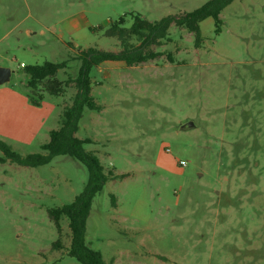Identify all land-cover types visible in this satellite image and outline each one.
I'll list each match as a JSON object with an SVG mask.
<instances>
[{"label":"rangeland","instance_id":"1","mask_svg":"<svg viewBox=\"0 0 264 264\" xmlns=\"http://www.w3.org/2000/svg\"><path fill=\"white\" fill-rule=\"evenodd\" d=\"M10 1L0 0V65L12 75L0 91L31 102L25 65L68 60L57 74L66 80L78 75L79 50L123 49L91 26L123 15L129 26L136 13L154 21L207 0ZM220 16L219 33L212 17L201 22L200 47L173 23L152 45L155 59L91 71L101 108L84 109L77 136L106 171L124 174L94 197L86 223L87 244L108 264H264V0H234ZM76 92L72 81L45 95L57 104L54 128ZM0 138L27 154L47 137ZM88 175L69 155L37 167L0 162V264H82L68 254V218L60 234L48 210L73 201Z\"/></svg>","mask_w":264,"mask_h":264},{"label":"trees","instance_id":"2","mask_svg":"<svg viewBox=\"0 0 264 264\" xmlns=\"http://www.w3.org/2000/svg\"><path fill=\"white\" fill-rule=\"evenodd\" d=\"M234 0H207L201 6L180 14L166 15L158 20L150 21L141 13L133 14V21L126 26V15L119 17L109 26H91L90 30H103V34L116 38L123 45L120 51H110L90 46L79 50L76 58L81 60V67L75 78L60 80L57 74L68 66V60L60 62L45 61L42 64L24 66V72L28 75L27 86L30 92L32 104L39 106L45 99V95L58 96L65 87L74 81L77 92L70 105H66L59 117V125L49 131V140L40 145L42 152L21 154L8 142L0 138V149L4 155L0 162H14L23 166L37 167L52 161L59 155H69L81 163L88 170V180L83 190L75 196L74 200L48 210L50 218L54 221L59 233L61 232V220L67 217L71 230V241L68 254L82 264H108L102 253L90 247L86 242V223L90 215L94 197L103 189L108 180L118 176L106 171L98 155L85 148L90 139L77 136L79 123L84 109H100L93 95V81L91 71L106 61H121L127 65H135L146 62L162 54L161 51L152 49V45L161 44L168 36V31L174 23L178 27L185 28L194 34L195 45L200 47L204 40L201 22L212 17L215 23V31H221V13ZM136 40L139 44L132 41ZM113 205L115 196L112 194ZM61 234V233H60ZM62 240L59 238L53 243V248H61ZM113 263V262H112ZM111 263V264H112Z\"/></svg>","mask_w":264,"mask_h":264},{"label":"crops","instance_id":"3","mask_svg":"<svg viewBox=\"0 0 264 264\" xmlns=\"http://www.w3.org/2000/svg\"><path fill=\"white\" fill-rule=\"evenodd\" d=\"M10 2L12 5L17 3L15 0ZM70 3H73V1H70ZM45 100L47 99L45 98L39 106H36L28 98H25V95H21L13 89H8L7 92L0 91L2 115L10 113L3 117L0 116V131H3L5 135H11L19 139L34 137L41 133L47 137L42 143L47 142L49 131L54 129L55 126L57 104L52 102L50 105H44ZM14 110H17L16 112L19 110L20 113H14Z\"/></svg>","mask_w":264,"mask_h":264},{"label":"water","instance_id":"4","mask_svg":"<svg viewBox=\"0 0 264 264\" xmlns=\"http://www.w3.org/2000/svg\"><path fill=\"white\" fill-rule=\"evenodd\" d=\"M12 69L8 66L0 65V84L8 82L11 79ZM194 123L189 121L188 125L192 126Z\"/></svg>","mask_w":264,"mask_h":264}]
</instances>
